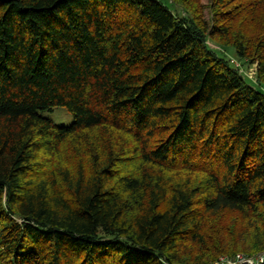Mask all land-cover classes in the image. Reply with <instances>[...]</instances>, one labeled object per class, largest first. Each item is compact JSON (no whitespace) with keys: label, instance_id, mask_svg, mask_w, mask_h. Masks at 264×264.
<instances>
[{"label":"trees","instance_id":"1","mask_svg":"<svg viewBox=\"0 0 264 264\" xmlns=\"http://www.w3.org/2000/svg\"><path fill=\"white\" fill-rule=\"evenodd\" d=\"M231 5L0 0V264H210L206 214H264V31Z\"/></svg>","mask_w":264,"mask_h":264},{"label":"rangeland","instance_id":"2","mask_svg":"<svg viewBox=\"0 0 264 264\" xmlns=\"http://www.w3.org/2000/svg\"><path fill=\"white\" fill-rule=\"evenodd\" d=\"M172 10L173 13L185 16L183 8H188L193 16L197 17V22L200 27H203V20L210 23L213 15L212 0H163ZM231 6L238 5L248 7L249 11H245L239 18L236 26L239 29L246 31L248 25L260 26L258 29L264 31V4L261 0H230ZM172 2V4H170ZM245 10V9H241ZM195 13V14H194ZM252 13V16H251ZM246 22V23H245ZM202 24V25H201ZM205 43L209 49L215 51L219 55L228 58L229 63L238 70L239 73L253 84L256 83L257 63H249L246 60L237 58L234 50L231 47L222 45L217 39L210 38L208 34L205 36ZM43 116L49 118L56 125L68 126L73 122L71 114L64 106H54L49 110L40 112ZM262 212L252 214L251 216L242 215L236 211L223 210L215 214L205 215L204 239L207 243L219 241L220 238L226 239L225 245H228L227 251L221 254L218 259L213 260L210 264H237L238 257H241L246 262L242 264H250L249 261L261 262L264 261V248L261 249V241L263 240L254 235L252 232L253 225L251 219L264 220ZM252 232V233H251ZM256 239L259 244L256 242ZM233 256H230L232 255ZM258 259V260H256Z\"/></svg>","mask_w":264,"mask_h":264},{"label":"built area","instance_id":"3","mask_svg":"<svg viewBox=\"0 0 264 264\" xmlns=\"http://www.w3.org/2000/svg\"><path fill=\"white\" fill-rule=\"evenodd\" d=\"M237 260H238L237 264H242V263H245V262H246V261H245L244 259H242L241 257H238ZM252 260L255 261V259H252ZM256 260H258V259H256ZM254 261H249V263H250V264H261V263L263 262V261H261V262H254Z\"/></svg>","mask_w":264,"mask_h":264}]
</instances>
